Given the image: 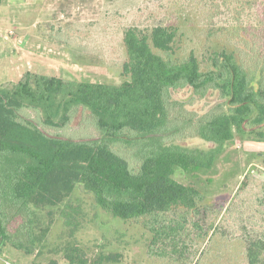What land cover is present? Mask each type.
<instances>
[{"label": "trees", "instance_id": "16d2710c", "mask_svg": "<svg viewBox=\"0 0 264 264\" xmlns=\"http://www.w3.org/2000/svg\"><path fill=\"white\" fill-rule=\"evenodd\" d=\"M191 1L192 17L175 0L177 8L164 19L133 20L122 28L123 80L117 85L31 71L0 85V255L9 244L39 256L55 209L66 205L77 186L113 218L148 228L150 253L172 264H195L193 244L218 226L222 211L227 219L233 216L253 169L228 214V203L202 204V192L173 174L210 169L228 142L264 126V0ZM194 14L204 18L206 40L190 47L184 26L193 24ZM215 106L218 111L211 112ZM76 115L92 120L91 135L61 133ZM174 135L198 137L208 147L184 146ZM120 142L136 148L135 167L115 148ZM260 187L253 210L264 217V182ZM66 208L59 217L72 236L78 209ZM178 210L211 219L195 223L189 237L182 219H162ZM241 241L246 263L264 264V233ZM62 255L69 264H127L122 252L107 251L102 243L90 251L68 242Z\"/></svg>", "mask_w": 264, "mask_h": 264}, {"label": "rangeland", "instance_id": "374dc122", "mask_svg": "<svg viewBox=\"0 0 264 264\" xmlns=\"http://www.w3.org/2000/svg\"><path fill=\"white\" fill-rule=\"evenodd\" d=\"M172 1L175 0H3L0 4V85L16 83L25 71L117 85L123 80L119 74L125 57L122 28L133 20L148 24L164 19L167 11L178 6ZM179 4L183 6L184 15L192 17L190 9L194 8V1L179 0ZM196 6L200 14L205 13L202 3ZM192 23L184 26L190 47L206 40L204 18L198 14L195 19L194 14ZM206 105L203 104L202 109ZM212 111L217 112L218 106L212 107ZM22 113L30 116L26 111ZM86 118L78 120L76 115L69 128L61 133L91 135L93 122ZM172 139L187 147H208L207 142L198 137L174 135ZM115 148L127 157L132 168L139 163L136 148L123 142L117 143ZM250 170L253 177L243 186L246 189L239 195V206L233 216L227 219L222 211L218 226L190 249L192 255L198 251L195 264H247L241 238L264 233V217L253 210L258 205L255 194H260L261 182H264V126L247 132L243 139L228 142L210 169H176L174 172L173 177L178 182L193 184L202 192V204L228 203L224 211L228 214L227 208H232V198L238 195V187ZM66 205L67 211L78 209L72 214L78 225L72 236L59 217ZM66 205L55 209L54 222L39 256L25 254L7 244L0 255V264H32L33 260L41 264L51 260L69 264L63 259L62 250L72 241L90 251L102 243L107 251L122 252L127 264H172L150 253L148 244L152 234L148 228L139 222L113 218L97 206L93 195L82 186L75 188ZM210 217L206 218L204 212L197 215L178 210L163 215L162 219L166 222L182 219L184 232L192 237L195 223L203 225Z\"/></svg>", "mask_w": 264, "mask_h": 264}]
</instances>
